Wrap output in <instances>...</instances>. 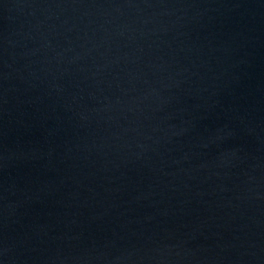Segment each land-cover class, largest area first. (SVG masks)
I'll return each instance as SVG.
<instances>
[{
    "label": "water",
    "instance_id": "water-1",
    "mask_svg": "<svg viewBox=\"0 0 264 264\" xmlns=\"http://www.w3.org/2000/svg\"><path fill=\"white\" fill-rule=\"evenodd\" d=\"M0 264H264V0H0Z\"/></svg>",
    "mask_w": 264,
    "mask_h": 264
}]
</instances>
